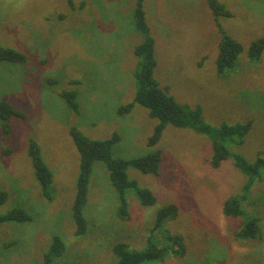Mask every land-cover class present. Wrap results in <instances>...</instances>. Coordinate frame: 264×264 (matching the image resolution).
<instances>
[{
	"label": "rangeland",
	"instance_id": "1",
	"mask_svg": "<svg viewBox=\"0 0 264 264\" xmlns=\"http://www.w3.org/2000/svg\"><path fill=\"white\" fill-rule=\"evenodd\" d=\"M219 1L232 16L214 15L208 0L143 1L154 42V75L177 101L199 105L211 125L251 121L244 142L232 149L253 160L264 155V50L257 60L247 53L251 42L264 36V0ZM135 5L136 0H0V45L23 52L28 62L0 63V97L26 115L9 118L10 134L0 126V190L8 194L0 214L20 207L32 217L0 224V264H41L54 235L66 246L53 264H115L112 246L122 242L144 249L157 211L168 204L177 206V216L159 232L178 236L181 246L173 249L180 251L142 264H264V176L244 204L259 218V233L238 238L242 218L224 215L222 204L240 191L245 175L231 159L213 169L210 140L171 125L156 145L162 152L159 175L127 170L129 178L154 193L155 203L142 205L128 190V219L121 220L108 171L95 163L83 209L87 230L75 235L71 206L80 157L68 126L96 140L116 132L115 157L151 150L146 142L157 119L139 104L126 115L116 111L136 92L135 48L143 35L134 22ZM221 31L238 40L243 51L235 68L219 76L215 60ZM72 79L79 85H70ZM71 88L78 89V115L58 94ZM31 139L53 174L50 199L41 195L27 155ZM7 148L12 153L5 156ZM158 235L152 240L160 241ZM10 241L15 244L6 246Z\"/></svg>",
	"mask_w": 264,
	"mask_h": 264
},
{
	"label": "trees",
	"instance_id": "2",
	"mask_svg": "<svg viewBox=\"0 0 264 264\" xmlns=\"http://www.w3.org/2000/svg\"><path fill=\"white\" fill-rule=\"evenodd\" d=\"M143 1L136 0L133 18L136 28L143 35V42L135 48V53L139 57L136 70L134 72L136 92L131 102L120 104L117 108L118 115H126L131 112L135 104H139L147 109L151 118L157 119L152 133L147 139V146L151 150L143 155L130 158L115 157L113 148L119 142L120 136L116 132L106 139H91L83 135L76 126L69 125L68 131L71 135L76 149L79 152V169L76 178V193L71 210L72 217L76 225L75 235H83L87 230V220L83 209L87 203L88 186L91 178L92 168L95 163H102L107 171L112 186L117 191L119 205L117 215L121 220L128 219L127 191L133 190L142 205H153L156 201L154 193L146 187L138 185L136 180L129 178L127 170L134 168L144 174L159 175L162 161V152L156 148L163 131L168 125L181 129H190L197 134L206 136L211 142L212 154L209 164L213 169H218L221 163L231 159L232 165L237 167L244 175L245 181L238 193L227 195L222 204V212L230 218H242L240 228L235 233L238 238H255L259 233V218L249 213L244 204L248 202L253 186L263 180L264 155H257L253 160H248L243 154L232 149L244 142V137L251 129V121L238 124L211 125L206 122L199 105L190 106L180 103L168 91L163 88L154 75L156 59L154 54V42L149 34V28L145 21L143 11ZM209 6L216 16L230 17L232 13L219 0H208ZM222 32V38L218 43L215 66L220 76L224 71H229L237 65V59L243 51L242 44ZM264 50V36L253 40L248 48L250 60H257ZM27 56L11 47L0 45V63L23 64L28 62ZM53 79V78H52ZM48 79V83L53 84V80ZM70 85H79L77 79L69 81ZM59 96L64 100L65 105L74 114L80 113L78 101V89H62ZM10 117L24 119L26 115L16 108L9 101L0 97V126L4 134H10L12 128L8 123ZM12 153L11 148L4 149L3 154L8 156ZM27 155L31 159L34 169V177L41 188V195L46 199L51 198L53 189V174L44 161L39 144L31 139L28 142ZM8 199V194L0 190V206ZM177 206L168 204L160 208L155 216V222L150 235L147 237V245L144 249H131L126 243H116L112 246V253L115 257V264H142L145 262L163 261L167 253L174 246H181L178 236L169 233L159 232L163 225L176 218ZM31 215L23 208L15 207L8 212L0 214V224L4 222L23 223L31 221ZM158 232L160 241L152 240L153 234ZM165 239L167 243H165ZM161 243V244H160ZM14 241L5 243L6 246H13ZM65 246L58 235L52 237L51 245L44 252L41 264H53L55 259L61 257ZM180 248V247H179ZM70 264H77L75 262Z\"/></svg>",
	"mask_w": 264,
	"mask_h": 264
}]
</instances>
